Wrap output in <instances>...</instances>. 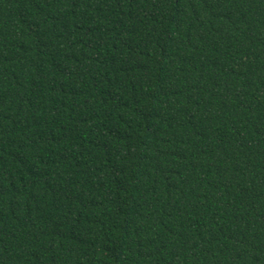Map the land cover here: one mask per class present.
Instances as JSON below:
<instances>
[{
    "label": "trees",
    "instance_id": "obj_1",
    "mask_svg": "<svg viewBox=\"0 0 264 264\" xmlns=\"http://www.w3.org/2000/svg\"><path fill=\"white\" fill-rule=\"evenodd\" d=\"M0 264H264V0H0Z\"/></svg>",
    "mask_w": 264,
    "mask_h": 264
}]
</instances>
